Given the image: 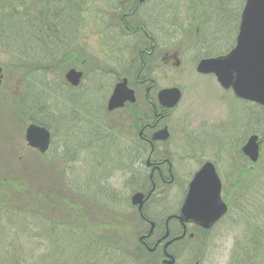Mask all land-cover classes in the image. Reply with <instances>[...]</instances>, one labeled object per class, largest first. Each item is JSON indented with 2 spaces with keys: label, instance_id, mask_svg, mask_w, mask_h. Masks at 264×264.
Here are the masks:
<instances>
[{
  "label": "rangeland",
  "instance_id": "1",
  "mask_svg": "<svg viewBox=\"0 0 264 264\" xmlns=\"http://www.w3.org/2000/svg\"><path fill=\"white\" fill-rule=\"evenodd\" d=\"M26 1L30 3L33 0H25V3ZM151 1L152 4H157L160 0ZM161 1L163 8L166 6L165 10L169 14L167 18L173 22V28L165 26L166 28L169 27V33L160 36L162 47L164 46L163 50L171 51L176 49L178 44H182L180 60L184 66L182 77L167 72V79L169 80L158 84L160 87L169 84L180 86L181 91H183V98L179 106L174 109V112L170 111L168 119L164 122L167 123L171 131L170 142H167L166 149L170 148L172 151V142L182 139L181 133L189 130H194L200 136L198 139L208 138L212 139V142L225 141L227 158L222 160L219 168L222 170V182L226 192L229 186L235 183V177H231L232 174L230 173L234 171L235 162L243 163L239 150L241 143L246 142L248 137L253 134L258 135V139L262 138L261 132L258 131L261 127L257 118L259 117V110L253 108L254 104L237 100L231 91L221 89L213 77H199L193 68L201 57L223 56L234 47L240 14L246 0H201L205 7L203 17H209L211 20L209 26L203 25L201 15L200 22L202 25L196 24L193 28L211 30L208 34L204 31L207 40L199 51H189V47L186 45L198 37L194 35L193 31L189 35H187L188 33L175 34L174 31L184 27L181 22L187 23L185 17L188 16H185V13L195 0H191V2L190 0H182L184 3L180 2L179 4L176 0ZM87 2L88 6H95L99 3L105 10L112 5L108 0H95V2L89 0ZM136 2L138 4L137 0H135ZM195 3L199 10L198 2ZM115 5H117V0ZM148 7H151L150 4L137 6L133 10L137 12L142 8L149 9ZM99 10L101 9L99 8ZM208 11L210 14L207 13ZM99 12L101 13V11ZM85 16H88V20L83 27V32H79L81 35L77 43V48L81 49L79 54L82 52L83 60L88 61V64L83 65L80 64L81 62L75 63L72 59L73 54L65 60L56 61L58 55H56L55 50L60 53V56L62 54V58L67 51L65 44L74 43L76 32L74 15L72 18L63 17L61 23L57 19L56 24L58 25L52 26L53 32L50 37L47 36L45 42L43 34H47L46 30L39 31L43 20H34L32 16H29L30 19L27 17L20 23L12 19L5 20L4 17L0 16V36H3L0 40V68L2 70L0 176L8 179L16 188H19L18 184H21V190L16 193L14 191L9 193L16 198L15 201L18 202L20 195H22V200L31 196L34 200L32 204L35 203L33 205L36 207L35 209L40 211L45 209L51 217L65 218L69 224L78 225L80 229L92 228L97 232L109 227L123 229V239H125L123 245L126 248H131L137 244L138 232L141 229L147 231L148 225L145 226L140 223L130 208V196L137 189V177H140L135 173V169H138L137 172H139V168L142 166L138 165L140 163L137 162L134 164L130 159L132 170L127 172L122 166L125 156H119L117 153L118 145L122 144L127 136L121 134L120 138H117L114 134L118 133L114 130L112 131L113 134L109 132V138H106L105 135L108 133H103L102 128L96 130L97 126H92V124L89 126L86 124L81 131L77 127H70L62 122L60 128L59 125L55 124L51 126L49 119L44 114V119L41 118L42 115L36 117L47 123L48 127L46 124L43 126L51 130V143L48 150L41 154L38 150L29 148L24 140L26 127L32 122H26L22 113L16 111L14 98L20 91L25 96L24 93L29 86L38 88L46 94V100L55 104L54 109L57 111L60 109L57 112L58 116L64 112L68 117L70 115L65 110L67 103L64 97L67 96L72 103L74 97L72 95L80 92L83 86V92L86 95L89 94L87 100L94 99L93 105L95 106L89 115V119L95 121L96 117L101 118L102 111L99 109H103V112L107 113L104 104H106L111 93L114 85L113 78L115 77L109 71L115 69L121 74L116 76H123L124 73L132 70L131 73L134 77V71L140 65L139 51H134L130 47L124 50V46H122L119 54H113L108 46H112L113 42L111 41L121 37V33L108 32L107 29L103 28V25L95 22L93 15H86L85 13ZM109 17L104 21L105 23H110ZM136 38L138 37H130L125 43L131 47L137 45L134 41ZM51 57L55 60H51ZM92 65L97 66L100 70L95 69L94 73L104 74L102 82L81 81L79 86L74 87L68 84L65 75L69 68L76 69L83 66L89 73L93 70ZM177 79L179 81L176 82ZM129 83L131 86L135 85L133 79ZM134 88L135 93L141 97L142 93L139 86ZM32 114L37 113L33 112ZM115 114L117 112L110 114V116H115L111 119V123L127 128V124L130 122L128 120L125 122L123 119L118 120ZM251 114L253 115L252 118L250 117ZM113 120L114 122H112ZM102 137L104 140L101 139ZM111 137L114 139L113 143L108 141V139H112ZM261 141L260 158L264 154L263 139ZM215 146V143L211 145L212 151H215ZM244 181L246 182L242 185V191L245 195H253L255 199L256 196L258 198L260 173L258 171L252 174L248 173L244 175ZM6 190L8 191L7 187ZM170 196L172 198V195ZM222 198L226 200L229 206V211L222 221L216 223L207 232H201L194 228L192 231L195 234L200 232L199 238H185L183 241L170 246L169 251L172 250L173 253H178L180 256L177 264H195L196 262L199 264H232L233 259L235 261L236 257L243 255V250L248 246L246 236L252 237L255 224L252 222V215L261 217L264 205L259 206L257 200L256 202L251 201L250 196H245L238 201L234 199L233 201L238 202L236 204L233 201L229 202L224 194ZM79 206L85 210L83 213L80 212ZM147 209L150 213L156 209L159 211L158 206L155 208L154 200ZM45 241L42 243H46ZM201 241L203 244L200 243ZM58 251L60 250H55L52 247H48L46 250L38 248L36 251L34 250V256L29 255V262L30 264H81L84 261L82 259H86L78 256L75 258L72 251H70L72 255L56 253ZM158 252L161 253L160 249ZM118 255L120 258V254ZM92 257L99 259V255H92ZM161 257L162 255L158 257L160 264ZM119 258L114 257L111 264H121ZM77 259L79 261L76 262ZM260 259L264 260V257L262 256ZM124 260L129 261V259ZM82 264H86V262ZM102 264H106V262Z\"/></svg>",
  "mask_w": 264,
  "mask_h": 264
},
{
  "label": "flooded vegetation",
  "instance_id": "2",
  "mask_svg": "<svg viewBox=\"0 0 264 264\" xmlns=\"http://www.w3.org/2000/svg\"><path fill=\"white\" fill-rule=\"evenodd\" d=\"M17 1L19 4H23L25 2L24 0ZM87 1L89 0H33L27 4L29 5V10L27 12L29 16L34 18V20L41 18L44 19V23L42 24L43 27H41L39 31L46 30V36L48 37H50V34L53 32L52 26L58 25L56 24L57 19H59L61 23L63 17L72 18L74 15L73 18L75 19L76 27L74 43L68 42L65 46L67 51L72 52V59L75 63L81 62L80 64L82 65L88 64V61L83 60L84 57L82 56L81 51L79 54V50L81 49L77 48V43L79 42L81 35L79 32H83V27L86 25V21L88 20V16H85V13L86 15H93V17H95V22L99 25H103V28L107 29L108 32L121 33L122 36L117 37V40H112L111 42H113V45L108 47L112 50V53L116 55L120 53L122 46H124V50H127V48L130 47V49L132 48L134 51H139L140 65L137 70L134 71V77L133 73H131L132 70H129L126 74L124 73V75L122 74L123 76H116L121 74L115 69L109 71V73L115 76L113 78L114 85L111 93L116 84L126 81L128 87L134 91L133 93L136 92L134 87L138 85L141 89L140 91L142 96L139 97L138 94L135 93L136 101L133 104L129 102L124 103L122 108L111 112L108 111V114L103 112V109H99L102 111L101 118L96 117V120L94 121L89 119V115L94 110L95 106L93 105L94 99L87 100L89 94L86 95L83 92L84 88L82 86L80 92L72 95L74 96L72 98V103L68 100L67 96L64 97L67 103L65 110L70 116L67 117V114L64 112L58 116L57 112H59L60 109L59 111L54 109L52 102L48 103L45 115L49 119L51 126H54L55 124L59 125L60 128L62 122L64 125L77 127L78 130L81 131L83 126L86 124L88 126L92 124V126H97L96 130H100V128H102L103 133L107 132L108 134L105 135L106 138H109V132L114 131L116 128L113 125L114 123H111V119L115 116H110V114L117 112L115 115H117L118 120L123 119L125 122L127 120L130 122L127 124V128H122V125L119 124L116 125L119 127L118 133H122V136H127L124 142L119 145L130 147V152H132V145L139 147V154L136 155L137 158H134V164L136 162L140 163L138 165H141L142 167L139 166V172H137L138 169H135V173H137V176L140 177H137L138 180L136 179L138 184L136 185L137 189L134 192H140L143 198L141 205L137 203V205H130V208L132 214L136 216L140 223L145 226L148 225V230L143 231L141 229V231L137 234V240L146 250H149L150 252H157L158 248H160L162 258H164L163 246L166 242L177 239L180 235L183 236V238L176 240V243L177 241H183L185 238L192 239L195 235H197L193 232L194 228L201 232L209 231L203 230L192 223H181L177 217L183 206L182 204L184 203L185 196L188 193L189 183H191L194 175L207 162L214 166L220 179L219 182L222 184V196L223 194L225 195V187L222 182L223 174L219 166L223 162L222 160L227 158L226 144L225 141L220 140H218L219 142H212V139L208 138L198 139L200 136L196 134L194 130H189L181 133L182 139L172 142V151L170 148L166 149L168 144L167 142H170L171 131L167 123L164 122L168 119L170 111L174 112V109L179 106L183 98V91H181L182 88H180V86L178 87L169 84L168 86L160 87L158 84L165 80H169L167 79V72H169V74H175L177 77H182L184 73V66L182 64V60H180V49L183 47L182 44H178L176 49L171 51L163 50L164 46L162 47L163 44L160 40V36L164 33H169V27L166 28L165 26L173 28V22L167 18V15L169 14L165 10L166 6L163 8L162 1L160 0L157 4H152L151 0H137V4V2L135 3V0H117V5H115L116 0H108L112 5L108 6V9L106 10L103 9L99 3L95 6H88ZM91 1L95 2V0ZM198 1L200 2L201 8L199 7V10L197 9V5L195 3L196 0L193 2L194 4L191 3L185 13V16H188L185 17L187 19V23L185 24L184 22H181L184 27L174 30L176 32L175 34L188 33L187 35H189V33L191 34V31H193L194 35L198 36L195 37L190 44L185 43L187 47H189V51H199V49L205 45L204 42L207 40V35L204 31L208 34L211 30L199 27L193 28L196 24L198 26L202 25L200 22V16L202 15L203 17L205 14L204 4L201 3V0ZM145 4H150L151 7H148L149 9L142 8L137 12L133 10L137 6L141 7V5L145 6ZM99 8L101 10H99ZM201 9L202 11H200ZM99 11H101V13ZM207 13L210 14L209 11ZM108 16H110V23H105L104 21ZM210 20L211 18L209 17H203V25L209 26ZM130 37L139 38L134 40L137 45L131 47V45L125 43ZM140 38L142 39L141 41ZM66 58L67 56L64 59ZM80 58L82 59L80 60ZM203 58L211 57H201L199 61ZM199 61L193 68L196 72ZM96 67L97 66L92 65L93 70L89 73L83 66L76 69L71 67L66 71V74L69 70L75 69L81 73V81L100 83L102 82L104 74H101L100 72L94 73L95 69L100 71L98 67ZM197 75L199 77H214L213 75H206L198 72ZM131 79L135 82L134 86H131L129 83ZM177 81H179V79H177L176 82ZM167 88H177L181 92V98L173 109L163 107L158 100L159 91ZM106 104L104 105L107 111ZM53 110L56 111L54 112ZM96 115L99 116L97 113ZM112 122H114V120ZM133 122H135L134 125ZM88 126L86 127L89 128ZM191 126L193 125L191 124ZM164 128L167 129L166 133L168 134L165 141L154 139L155 135ZM132 132L137 134L136 139H131ZM102 138L104 139V137ZM111 138L112 139H108V141L113 143L114 139L113 137ZM214 143L216 144V149L215 151H212L211 145ZM241 144L242 145L239 150L242 153L241 149L245 142H242ZM130 159L131 158H125L126 166L124 170H127V172H130V169H132V166H130ZM230 173L232 174L231 177H235V179L241 175L235 171ZM170 195H172V198ZM153 200L155 202V208L158 206L159 211L156 209V211L150 213L147 208L150 207ZM151 228L152 232L149 234ZM166 233H168L167 238L159 242L163 239L162 236ZM174 243L175 241L172 242L171 246ZM169 250L170 247L167 249V252L175 258V264H177L180 260V256L178 253H173L172 250L171 252Z\"/></svg>",
  "mask_w": 264,
  "mask_h": 264
},
{
  "label": "trees",
  "instance_id": "3",
  "mask_svg": "<svg viewBox=\"0 0 264 264\" xmlns=\"http://www.w3.org/2000/svg\"><path fill=\"white\" fill-rule=\"evenodd\" d=\"M196 1L200 6V2ZM176 2L178 4L180 2L184 3L182 0H176ZM27 4H29L28 1L19 4L17 0H0V16L4 17L5 20L12 19L22 23L23 19L29 18L27 12L29 5ZM41 20L44 23V19L41 18ZM43 35L45 42L47 36ZM1 37L3 38V36H0V40ZM55 53L58 55L56 61H62L66 56L68 57L72 54L71 51H67L61 58L62 54L60 56L57 50H55ZM51 60L55 59L51 57ZM24 94L25 96L20 91L14 98L17 113H22L26 122L30 121L40 125H47L45 121H41L38 118L42 115L41 118L44 119L43 115L46 114V107H48L49 103V100H46V94L38 90V88L35 89L29 86H27V91ZM52 104L54 107L55 104ZM253 108L259 110V117L257 118L261 127H259L260 130L258 131L262 134L261 139H263L264 144V109L260 106H254ZM33 112L37 114H32ZM252 116L251 114L250 117L252 118ZM134 124L135 122H133ZM115 129L118 131L119 127L116 126ZM114 135L117 138L119 136L118 134ZM132 138L135 139L137 136L133 135ZM118 148L117 153L119 156H131L133 158L139 154V147L135 145L131 146L132 152L129 150L130 147L118 146ZM261 156L257 164H251L243 156H241L243 158L242 164L235 162L234 171L241 175L235 179V183L229 186L225 192V198L229 202L250 196L251 201L256 202L257 200L259 206L264 205V179H262L264 178V154ZM249 167L253 168L250 169ZM257 171L260 173V182L258 198L256 196L255 199L253 195H245L242 191V185L246 182L244 181V175L256 173ZM18 186L20 187H14L8 179L0 176V264H30L29 255L34 256V250L36 251L38 248L46 250L48 247H52L55 250L59 249L60 251L56 252L59 254L72 255L70 252L72 251L75 258L78 256L90 259L89 261L82 259L86 264H102L103 262L111 264L114 261V257L119 258L118 254H120L118 260L121 264H159L158 259L153 254L148 253L138 242L131 248H126L123 245V243L125 244L123 229L119 230L116 227H109L102 229L101 232H97V230L95 231L92 228L87 230L86 228L80 229L78 225L69 224L65 218L51 217L45 209H41L44 211L35 209L36 207L33 206L35 203L32 204L34 200L31 196L26 200H22V195H20L18 203L15 201L16 198L9 194L11 191L16 193L22 189L21 184H18ZM235 201H233L235 204L238 203ZM79 208L81 213L85 211L82 207L79 206ZM252 222L255 223L252 237L250 235L246 236L248 246L243 250V255L236 257L235 261L233 259L232 264H264V260L260 259V257H264V211L262 210L261 217L252 215ZM43 240L47 244L42 243L44 242ZM50 243L52 244L50 245ZM92 255H99V259L93 258ZM88 256L90 257L87 258ZM36 259L38 260L37 257ZM124 259H129V261ZM77 261L79 260L77 259Z\"/></svg>",
  "mask_w": 264,
  "mask_h": 264
},
{
  "label": "water",
  "instance_id": "4",
  "mask_svg": "<svg viewBox=\"0 0 264 264\" xmlns=\"http://www.w3.org/2000/svg\"><path fill=\"white\" fill-rule=\"evenodd\" d=\"M234 48L226 55L203 59L197 65V72L212 74L222 87L231 89L235 98L257 104L264 108V0H246L240 16L238 34ZM81 73L70 70L66 80L71 86H77ZM1 78V69H0ZM1 85V79H0ZM134 91L128 88L126 81L116 85L107 104L109 111L121 108L123 103L136 101ZM181 98L177 88L163 89L158 93V100L167 109L174 108ZM167 129L159 131L156 140L167 138ZM50 134L47 129L31 124L26 129L27 144L45 153L49 146ZM258 135L248 137L242 147L243 154L256 163L260 158ZM180 214L177 217L181 223L192 222L204 229H210L227 212V206L221 200V184L211 163H205L195 174ZM133 197V203H142V195ZM166 233L163 238H166ZM170 243H166L164 251ZM166 259L162 264H173L174 259L165 252Z\"/></svg>",
  "mask_w": 264,
  "mask_h": 264
}]
</instances>
